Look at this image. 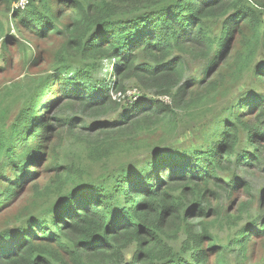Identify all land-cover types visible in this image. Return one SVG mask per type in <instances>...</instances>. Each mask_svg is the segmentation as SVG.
Returning <instances> with one entry per match:
<instances>
[{
    "label": "trees",
    "instance_id": "16d2710c",
    "mask_svg": "<svg viewBox=\"0 0 264 264\" xmlns=\"http://www.w3.org/2000/svg\"><path fill=\"white\" fill-rule=\"evenodd\" d=\"M26 1L25 8L13 14L15 27L39 38L63 31L65 41L55 53L52 73L31 79L34 72L13 85L17 92L13 105L20 104L14 119L7 117L9 107L0 104V215L8 216L4 226L7 221L19 225L0 237V264H209L211 257L215 264H226L225 251L233 249L244 258L251 236L259 230L246 226L223 246L211 233L222 220L220 211L215 209L213 220L197 225L191 221L207 219L206 213L191 216L201 186L209 190L210 180L224 171L226 162L235 159L236 168L264 166V96L254 93L248 97L252 101L242 99L236 106L224 107L229 117L217 140L209 141L211 148L194 149L183 157L177 145L165 143L154 146L144 159L126 160L114 171L105 162L142 150L137 139L152 125L164 136L186 118L208 123L210 107L220 98H230L245 74L260 84L264 54L258 60L256 54L264 53V5L256 0ZM55 4L65 6L70 19L62 30L58 26L64 12L52 10ZM240 26L248 36L242 38L243 51L226 62L228 82L214 79L200 85L226 49L228 30ZM0 38L6 51L14 39L6 36L2 24ZM213 49L217 58L211 60ZM139 56L146 62L136 63ZM104 59L115 60V72L100 86L88 85L95 82ZM186 62L193 67L209 64L199 80L185 81L193 70ZM68 72L76 77L62 80ZM128 80L145 94L134 97L138 103L122 113L126 107L111 93L124 92ZM46 96H51L45 103L47 112L57 103L53 99L61 100L60 106L51 119L48 115L40 119ZM164 97L169 104L160 99ZM252 109L257 116L251 123L244 118ZM76 112L83 118H76ZM119 113L116 122L99 120ZM85 116L95 123L88 125ZM46 120L83 145L91 160L101 162L104 170L97 181L87 169L62 167L54 157L43 158L51 130ZM198 126L196 135L180 137L178 143L192 144L196 139L201 145L210 140V130L204 135ZM34 139L37 143L32 147ZM42 158L52 177L39 185L34 181L36 173L32 181L29 178ZM225 177L232 183L222 182L220 191L249 196L247 183L235 181L234 175ZM246 210L241 205L238 213ZM226 219L230 225V220L236 223L240 217L226 214ZM22 225L27 229L20 230ZM179 234L184 238L175 248L169 242Z\"/></svg>",
    "mask_w": 264,
    "mask_h": 264
},
{
    "label": "rangeland",
    "instance_id": "374dc122",
    "mask_svg": "<svg viewBox=\"0 0 264 264\" xmlns=\"http://www.w3.org/2000/svg\"><path fill=\"white\" fill-rule=\"evenodd\" d=\"M19 1V0H18ZM259 3L264 5V0H256ZM25 7H20L19 3L16 0H8L6 2L0 0V24L6 29V36H11L14 40L7 44L6 51H3L2 41L0 38V104L1 108L4 105H7L9 108L6 113H8V119H14L19 108L20 104L13 105L14 100L16 99L17 92L15 93V88L13 85H16L19 82L24 81L27 75H30L34 72V76L31 79H36L39 76H43L45 74L52 73V63L54 61L55 53L61 48L64 44V35L62 34H49L44 38H39L34 34L27 32L21 27H15L14 25V13L17 10H22ZM58 9L60 12H64L63 18L59 21L58 29L62 30L63 26L70 21L67 8L65 6H61L59 4H55L52 7V10ZM264 11V10H263ZM241 29H230L229 32V40L227 43V47L222 53V55L218 58L216 65L212 68L213 70L207 73L204 80L200 85H205L208 81L218 79L220 81H227V66L226 62L235 56L237 53L243 51V39L248 36V31L243 26H240ZM221 32L219 29H216L214 34L216 37H219ZM243 38V39H242ZM264 53L259 50L256 54V59H260ZM217 58L214 52L212 51L211 60ZM210 60V61H211ZM146 60L144 58L137 59L136 63H145ZM209 63H198L195 67L191 66L189 62H186V66L188 69L193 67V70L187 74L185 81L189 80L191 77L196 79H200L202 76V72L207 68ZM72 69H76L74 65L71 66ZM115 68H117V64L115 60L104 59L101 62V71L99 74L95 75V82L88 83L94 84L96 86H100V82L102 80H109L111 75L115 72ZM216 71V72H215ZM217 74H220L218 77ZM76 76L68 72V74L63 76L64 79H72ZM251 74H245L243 76L242 82L232 88L230 98L224 97L221 99L220 103L212 105L210 107V112L207 117V122H201L202 124H198L196 120H192L186 118L180 122L177 127V130L171 131L169 130V134H165L161 136L160 131L156 128L155 125L149 127V129L144 130L141 138L137 139V145L139 149H142L134 154H131L129 157H112L107 163L105 162L107 158L104 160L105 167L109 170L114 171L120 165L126 163V160H136V159H144L147 156L148 152L153 150V147L160 144L172 143L174 146L177 145L179 147V151L181 152L183 157H187L190 153L193 152L194 149H204L211 148L212 145L209 141L214 142L217 140V133L219 130L224 128L225 122L228 120V113L224 112V107L235 105L240 103L241 100L244 101H252L250 98L252 94L264 96V79L260 84H258L254 79H252ZM254 78V77H253ZM61 81V80H60ZM59 81V82H60ZM228 82V81H227ZM58 83V82H57ZM183 83V82H182ZM125 90L122 93H111V97L114 101L118 102L121 106L126 107L123 112H128L133 107V104L138 103L139 98H134L136 96L141 97L145 94L143 89H140L136 82L133 80H128L125 83ZM114 92V91H112ZM51 96H46L43 102V109L39 114L40 119L45 118L51 119L57 114L60 101L53 99L52 102H57L52 106L51 110L47 112L45 110L46 104L50 100ZM132 98V99H130ZM245 98V99H244ZM165 101V103L169 104V98L164 97L160 98ZM229 99V100H228ZM20 103V102H19ZM223 106V108H221ZM124 109V108H123ZM218 117H214L213 113L219 111ZM256 110L252 109L249 111V115L244 119L245 121L255 119ZM182 114V113H178ZM183 115H181L182 118ZM76 118H83L80 113H75ZM121 117L119 114H112L108 117L100 118L101 123H109L110 121L116 122L118 118ZM87 124L93 125L95 123L94 119H90L88 116H85ZM47 122V120H46ZM48 126L51 128L49 138L46 141L47 146L44 148L47 151L45 155L43 153V158L46 157V160L49 161L51 158H55V163L58 166H72L80 167L87 169L90 172V177L92 180L97 181L98 176L103 172L104 168L101 166V162H96L91 160L87 156L86 149L83 145L76 143L68 134L64 131H58L55 123H48ZM203 127L202 134H206L207 130L211 132V139H205V144L198 145L197 140L192 141L194 143L189 144L186 143L184 145H180L178 143L179 138H190L196 135L199 131V126ZM155 126V127H154ZM43 133V132H41ZM245 140V138H244ZM37 140H32L31 145L35 147ZM196 143V144H195ZM148 146V147H147ZM53 151V152H51ZM179 153V152H178ZM241 153V152H240ZM42 161L32 169V175H30L29 180L32 181L34 179V175L36 173V178L34 181H37L39 185H43L47 182L49 178L52 176L48 173L47 164L43 165ZM95 162V163H94ZM236 160L233 159L230 162L225 163V169L223 172H217L216 176L210 180L209 190L205 188L204 184L201 186L198 195V202H196L195 212L191 217L195 218L198 216H203L206 213L207 219L193 220L191 223L193 225H197L200 222L211 221L214 219L213 211L217 209L220 211V215L222 220L219 221L216 227L211 229V233L214 237H217V243H222L223 246H226V243L230 237L236 235V233L246 226H250L255 230H259L256 235L251 236V242L247 246V250L245 252V257L241 259L239 252L237 249H233L231 252L225 251V257H227L226 264H264V236L261 235L264 230V216L260 214H264V166H260L257 164H253L251 168L239 166L236 168L235 165ZM1 167V163H0ZM236 176L235 181H242L247 183L250 187V194L246 197L240 198L239 195L234 193H230L229 195L223 191L219 190V187L222 186V182H227L229 184L232 183L230 178L225 176L227 175ZM195 185V183H193ZM191 185L190 187H193ZM197 184V188H198ZM3 186L0 183V205L3 200L2 198V188ZM189 187V188H190ZM188 188V190H189ZM29 187V191H30ZM243 191V187L239 188ZM209 191V192H208ZM25 191H23L19 196L24 197ZM29 198V193L26 196V200ZM191 197H189V200ZM195 203V202H194ZM241 205H246L247 210L243 213L239 214V209ZM226 214L239 216L240 220L238 222L231 221V224H227ZM8 218L7 215H0V237L3 235V232L10 229L15 231L19 225H15L16 223L8 222L6 226H4V222ZM261 218V220H260ZM12 225V226H9ZM26 230L27 227L22 225L20 230ZM184 235L179 234L176 239H171L169 244L174 246L175 248L179 247L180 242L183 240ZM131 249L126 255V258L129 259L132 255ZM209 264H215L214 257H211Z\"/></svg>",
    "mask_w": 264,
    "mask_h": 264
},
{
    "label": "built area",
    "instance_id": "2783aa9c",
    "mask_svg": "<svg viewBox=\"0 0 264 264\" xmlns=\"http://www.w3.org/2000/svg\"><path fill=\"white\" fill-rule=\"evenodd\" d=\"M27 3L26 0H19V6L23 7Z\"/></svg>",
    "mask_w": 264,
    "mask_h": 264
}]
</instances>
